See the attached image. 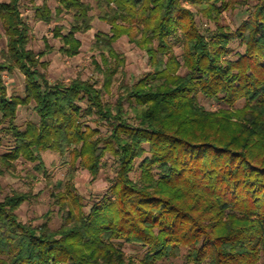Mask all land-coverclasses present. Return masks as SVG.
Instances as JSON below:
<instances>
[{"label": "trees", "instance_id": "trees-1", "mask_svg": "<svg viewBox=\"0 0 264 264\" xmlns=\"http://www.w3.org/2000/svg\"><path fill=\"white\" fill-rule=\"evenodd\" d=\"M22 1L0 2L8 40L0 57V131L14 140L0 156V173L16 175L20 160L35 164L54 186L62 224L25 223L18 212L36 196H6L0 264H160L183 250L187 264L264 260V0L236 29L223 18L243 0H57L55 12L48 1L34 5L38 21L56 23L59 52L69 58L80 55L78 35L96 20L111 27L96 34L92 48L117 62L104 72L103 88L81 77L49 81L44 58L55 50L48 43L41 53L30 48ZM125 36L151 67L134 84L114 46ZM15 71L25 76L22 96L5 80ZM114 85L115 102L106 100ZM202 98L220 108L208 109ZM29 106L39 121L22 127L19 112ZM49 151L69 158L58 184L43 158ZM108 156L115 177L87 212L76 172L85 169L95 182ZM125 244L144 248V257L129 259Z\"/></svg>", "mask_w": 264, "mask_h": 264}, {"label": "rangeland", "instance_id": "rangeland-1", "mask_svg": "<svg viewBox=\"0 0 264 264\" xmlns=\"http://www.w3.org/2000/svg\"><path fill=\"white\" fill-rule=\"evenodd\" d=\"M7 1V0H0ZM48 1L52 10L55 12L58 7L57 0H23L22 10L24 17L32 27L33 37L30 48L37 53H41L46 49V43L54 48V52L44 58V61L49 63L47 71L49 81L52 84L65 83L68 84L71 80L81 77L84 80L95 82L100 88H103L105 83L104 72L117 65L115 58L109 54L106 56L100 52L93 51L96 34L99 32H110V26L106 23L96 20L94 29L87 34H79L78 38L83 43L81 53L77 57L69 58L63 56L59 49L62 43L54 36V28L56 23L46 24L40 22L35 17L33 10L34 5H42ZM95 4L94 0H85ZM257 3V0H243L235 3L232 10L225 13L223 23L236 29L240 24L248 18L249 10ZM197 21L200 24L206 23L200 16H197ZM8 40L5 36L3 25L0 22V57L2 52L7 49ZM115 50L120 56L122 62V70L126 73V80L130 84L139 81L143 76L151 71L149 57L144 50L132 43L129 37L125 36L115 43ZM238 52H243L244 48L238 43L233 45ZM176 53L181 56L182 49L180 46L175 48ZM103 71V72H102ZM5 80L9 87L10 93L22 96L25 90V76L20 71H15L13 74H5ZM118 85H114L111 93H106V100L116 101ZM202 103L210 110H218L220 106L215 102H209L202 98ZM28 121L38 122L39 117L34 111L33 106L23 107L20 109L18 124L22 127ZM14 146V140L5 136L0 131V156L9 152ZM43 158L48 170L53 175V182L58 184L66 180L70 169L68 157H61L56 152H46ZM108 166L102 171L99 179L93 182L91 174L83 168H79L76 172L75 185L79 194L83 197L85 209L87 212L92 205L104 196L110 186V179L115 177V164L113 158L107 157ZM139 164V163H138ZM0 164V170H1ZM37 176L33 179L32 174ZM140 176L139 171H135L133 178L137 179ZM33 192L36 196L34 200L23 205L18 214L20 219L25 223H33L41 225L49 221L50 226L58 229L62 224V217L59 213V205L55 204L53 197L54 186L49 184V181L43 175H37L35 164L20 160L17 162V173L11 175L9 173H0V201L6 196L14 192ZM52 213L48 219L49 213ZM124 251L129 259H134L139 262L145 255V249L138 245L125 244ZM187 251L183 250L181 256L166 260L160 264H187ZM259 264H264L262 260Z\"/></svg>", "mask_w": 264, "mask_h": 264}]
</instances>
